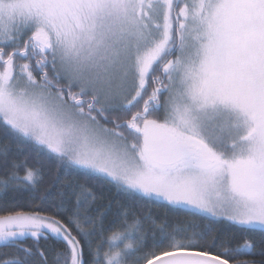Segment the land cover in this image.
Here are the masks:
<instances>
[{"label": "snow or ice", "instance_id": "obj_1", "mask_svg": "<svg viewBox=\"0 0 264 264\" xmlns=\"http://www.w3.org/2000/svg\"><path fill=\"white\" fill-rule=\"evenodd\" d=\"M0 264H264V0H0Z\"/></svg>", "mask_w": 264, "mask_h": 264}, {"label": "trees", "instance_id": "obj_2", "mask_svg": "<svg viewBox=\"0 0 264 264\" xmlns=\"http://www.w3.org/2000/svg\"><path fill=\"white\" fill-rule=\"evenodd\" d=\"M159 211H163L162 209H158ZM26 243H31L30 240L26 241ZM41 245L44 246V247H49V246H52V245H55V242L54 241H41ZM56 247H59V245H55Z\"/></svg>", "mask_w": 264, "mask_h": 264}]
</instances>
